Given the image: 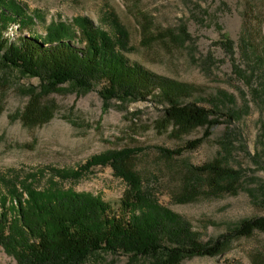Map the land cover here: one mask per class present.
<instances>
[{"label": "rangeland", "instance_id": "obj_1", "mask_svg": "<svg viewBox=\"0 0 264 264\" xmlns=\"http://www.w3.org/2000/svg\"><path fill=\"white\" fill-rule=\"evenodd\" d=\"M16 1L40 14L34 28L43 35L52 22L71 24L87 17L110 31L116 19L129 34V63L193 86L188 103L207 109L215 105L236 117L214 127L196 150L170 158L159 148H181L201 138L206 126L184 132L167 120L164 105L106 102L101 87L83 93L65 84L44 91L38 78L7 66L0 56V176L13 180L20 191L24 185L43 189L55 184L99 196L117 208L126 183L111 166L93 167L80 178L63 179L57 172L70 173L108 151L142 149L129 161L131 169L163 206L191 223L201 241L264 217V106L256 103L246 81L256 67L255 55L246 50L251 46L260 54L264 47V0ZM21 34L10 26L5 37L16 41ZM260 74L251 78L253 85L262 83ZM34 100L39 108H54V116L27 126L22 114ZM217 164L229 171L217 185L208 174L193 170ZM127 263L118 254L86 264ZM0 264H18L1 245ZM181 264H264V234L255 231L231 242L217 257Z\"/></svg>", "mask_w": 264, "mask_h": 264}, {"label": "trees", "instance_id": "obj_2", "mask_svg": "<svg viewBox=\"0 0 264 264\" xmlns=\"http://www.w3.org/2000/svg\"><path fill=\"white\" fill-rule=\"evenodd\" d=\"M38 19V12L31 14L16 0H0V56L4 63L38 78L47 92L65 84L83 93L101 87L106 102L151 100L164 105L167 120L184 132L206 126L201 138L181 148H159L165 156L173 158L196 150L214 127L235 121L236 116L218 106L207 109L188 103L195 93L193 86L129 63V34L116 19L110 31L95 26L87 17H77L71 24L52 22L45 35L34 28ZM10 26L22 33L16 41L5 37ZM246 51L255 55L256 67L245 80L256 103L264 106V47L260 54L251 46ZM258 72L263 81L253 85L251 78ZM53 116L54 108H39L34 100L22 120L35 126ZM141 151H108L70 173L57 172L63 179L80 178L93 167L111 166L114 175L126 183L117 208L99 196L59 189L55 184L43 189L24 185V195L13 180L1 175L0 245L6 254L18 264H86L92 258L118 254L128 258L127 264H181L195 257H217L231 242L255 231L264 234V217H257L244 220L216 239L201 241L191 223L163 206L131 169L129 161ZM193 170L208 174L216 185L229 173L220 164Z\"/></svg>", "mask_w": 264, "mask_h": 264}]
</instances>
